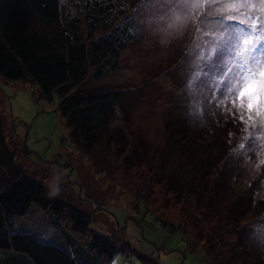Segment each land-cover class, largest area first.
<instances>
[{"label":"rangeland","instance_id":"obj_1","mask_svg":"<svg viewBox=\"0 0 264 264\" xmlns=\"http://www.w3.org/2000/svg\"><path fill=\"white\" fill-rule=\"evenodd\" d=\"M62 1L80 14L75 0ZM119 1L137 33L116 73L84 85L121 91L93 152L30 84L0 76L5 140L17 164L85 211L94 232L132 249V262L121 251L111 264H144L141 254L158 264H264V118L244 113L241 121L229 103L237 81L224 95L217 82L240 75L249 53L238 37L264 5L217 0L180 13L175 0ZM256 52L264 54V40ZM33 211L35 226L56 233Z\"/></svg>","mask_w":264,"mask_h":264},{"label":"trees","instance_id":"obj_2","mask_svg":"<svg viewBox=\"0 0 264 264\" xmlns=\"http://www.w3.org/2000/svg\"><path fill=\"white\" fill-rule=\"evenodd\" d=\"M75 1L78 15L68 14L62 0H0V76L30 84L37 102L53 103L76 144L91 153L121 91L84 85L118 71L137 26L119 0ZM5 139L0 100V264H111L121 251L132 262L131 248L122 250L94 232L85 211L27 175ZM33 209L57 234L31 222L38 216ZM140 259L158 264L142 254Z\"/></svg>","mask_w":264,"mask_h":264},{"label":"snow or ice","instance_id":"obj_3","mask_svg":"<svg viewBox=\"0 0 264 264\" xmlns=\"http://www.w3.org/2000/svg\"><path fill=\"white\" fill-rule=\"evenodd\" d=\"M230 3L236 5H243L244 8L251 6L252 0H229ZM261 5H264V0H259ZM201 5H208L210 7L217 5V0H175L171 7L180 13H186L191 10L193 13L199 10ZM168 6V5H163ZM250 19H257L259 22L253 26L252 23L248 24L249 31L241 34L238 41L242 46L247 47L249 53L247 61L244 62L243 67L237 69L240 75L237 76L234 72L229 71L228 75L224 77L223 82L220 83V94L224 93L231 87V82L236 80V87L232 90V99L229 101L233 106L239 105L242 110L239 119H245L244 113L247 118L252 120L254 118H264V54L256 52V45L260 40H264V15L259 18L249 17ZM219 31H227L226 27L223 29L218 28ZM252 36L251 41L248 37ZM221 37L216 36L213 44ZM248 64L256 65L255 70H248ZM227 71V66L226 69ZM247 71V75L244 72ZM223 75V73H221Z\"/></svg>","mask_w":264,"mask_h":264}]
</instances>
